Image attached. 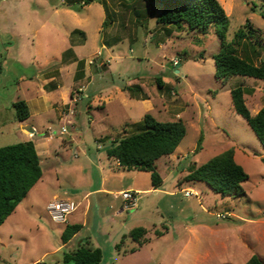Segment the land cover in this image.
I'll use <instances>...</instances> for the list:
<instances>
[{
  "label": "rangeland",
  "instance_id": "obj_1",
  "mask_svg": "<svg viewBox=\"0 0 264 264\" xmlns=\"http://www.w3.org/2000/svg\"><path fill=\"white\" fill-rule=\"evenodd\" d=\"M219 1L230 18L228 41L247 21L253 25L257 41L240 40L237 53L259 63L264 0ZM163 5L0 0V146L23 141L24 123L35 134L48 135L50 128L53 137L49 155L42 157V178L0 225V264H73L64 263V255L79 246L100 247L101 264H245L254 254L264 261V146L231 97V89L243 86L254 114L264 106V80L236 75L223 84L215 76L221 49L216 26L203 31L159 24ZM80 59L89 77L76 82ZM157 77L165 83L161 88ZM18 100L31 111L23 121L14 106ZM146 113L181 118L187 126L175 152L157 160L163 178L158 189L151 172L127 169L106 153L114 138L136 132ZM63 126L67 132L61 134ZM229 148L249 174L245 194L224 196L204 181L186 180ZM97 156L109 168L112 191L91 194L89 224L64 243L66 223L55 222L47 205L78 202L93 184L98 187ZM129 187L135 198L125 201L118 190ZM84 214L82 206L71 217L82 220ZM99 222L108 235L100 233ZM137 226L148 230L142 244L128 236Z\"/></svg>",
  "mask_w": 264,
  "mask_h": 264
},
{
  "label": "trees",
  "instance_id": "obj_2",
  "mask_svg": "<svg viewBox=\"0 0 264 264\" xmlns=\"http://www.w3.org/2000/svg\"><path fill=\"white\" fill-rule=\"evenodd\" d=\"M154 4L159 0H145ZM89 0H86V3ZM164 5L158 16L159 24H175L189 30L206 31L212 24L221 40V49L215 55V76L226 83L236 75H246L264 80V59L254 63L237 53L240 40L257 41L254 27L249 21L239 28L235 40L228 41L227 32L230 18L219 0H163ZM264 17V12H262ZM107 23V21H105ZM85 60H78L76 79L85 76ZM159 87L165 84L161 77L156 78ZM124 89L139 88L123 85ZM233 108L254 130L264 146V106L253 115L245 99V88L237 86L231 89ZM17 118L21 121L29 118L31 111L25 100L14 102ZM187 126L183 119L159 120L151 113L144 114L138 123L137 131L114 138L107 148L109 157L118 160L127 169L149 171L152 183L158 189L163 181L157 170V160L175 152L185 135ZM203 134H200L202 141ZM43 176L42 158L33 140L19 141L0 146V225L16 210L30 190ZM249 178L245 168L237 162L234 148L210 158L186 175V180L204 181L222 195L245 194L243 183ZM80 223H67L62 232V239L67 243L80 229ZM147 228L134 227L128 234L142 244L146 241ZM123 238L115 246L120 249ZM132 250H135L132 249ZM103 251L100 247L79 246L66 252L64 263L101 264ZM245 264H264L258 254H254Z\"/></svg>",
  "mask_w": 264,
  "mask_h": 264
},
{
  "label": "crops",
  "instance_id": "obj_3",
  "mask_svg": "<svg viewBox=\"0 0 264 264\" xmlns=\"http://www.w3.org/2000/svg\"><path fill=\"white\" fill-rule=\"evenodd\" d=\"M74 62H76L77 61V59H76V61L75 60H73ZM73 62V63H74ZM72 62L69 64V66H72V64H73ZM68 66V67H69ZM75 66L77 67V62L75 63ZM89 76L86 74V76L85 77H83V78H81V79H77L76 80V82H81L83 79L85 80L86 78H88ZM75 78V77H74ZM76 79V78H75ZM58 87H59V85H58ZM81 88V87H80ZM83 96H85V94L83 95ZM77 102V101H76ZM69 105V104H68ZM261 108H259V109H257L255 112H254V114L253 115H255V114H257V112L260 110ZM70 110H74L73 108H71ZM70 115H72L71 113H66L65 112V114H63V118L64 119H66V118H70ZM23 127H25L26 128V130L25 129H22L23 131H22V133H23V137H24V140L23 141H25V140H33L34 142H35V144H36V148H37V151H38V153H39V155L41 156V158L42 157H46V156H48L49 155V140L50 139H47L46 138V135H43V134H35L34 132H32L33 131V127H32V124H23ZM69 139V138H68ZM63 140H65V139H62V142H63ZM68 142H70V144H72V141H73V139H69V140H67ZM66 141V142H67ZM62 142H61V146H64L63 144H62ZM106 153H107V151H106ZM89 155L92 157V154L91 153H89ZM107 156H108V154H107ZM91 157H89V161H90V164L92 163L93 164V159L94 160H96L97 159V166L95 165V167L97 168V169H99V175H100V177H101V179H100V184H99V186L98 187H95V185L93 184V186H91V188L89 189V191H87V192H85L84 193V195H83V197H82V200H77L79 203H80V206H79V208L73 213V214H75L82 206H84V216H83V219L82 220H78V219H75V218H72L73 216V214L70 216V218H69V221L67 222V223H80V224H82V228L73 236V237H75L76 235H78L79 233H80V231L86 226V225H88L89 224V220L88 219H86V217H85V215H87V214H89V210H91V207H92V203L91 202H89V197L91 196V194L92 193H100V192H111L112 191V189L111 188H108L107 187V181H108V177H107V173L109 172V168L107 169L106 168V166L105 165H102V161H101V159H100V157H98L97 156V158H94L93 157V159H91ZM109 157V156H108ZM109 158H112V159H115V158H113V157H109ZM111 159V160H112ZM116 160V164H118V165H120V163L118 162V160L117 159H115ZM99 167V168H98ZM42 178V177H41ZM92 179V177L90 176V178H89V181ZM39 182V181H38ZM37 182V183H38ZM36 183V184H37ZM35 184V185H36ZM90 185H92V183L90 182ZM155 189V188H154ZM32 190V189H31ZM30 190V191H31ZM125 190H132V188L131 187H129V188H126V189H120V190H118L119 192H118V195H120L119 193L121 192V191H125ZM140 189H137V191H139ZM73 192H75L76 194L78 193V191H79V188L77 187V186H75V189H73L72 190ZM114 191V190H113ZM80 193V192H79ZM138 193V192H137ZM29 194V193H28ZM124 199V198H123ZM125 200V199H124ZM126 201V200H125ZM18 207V206H17ZM98 207H99V205H98ZM66 223V224H67ZM97 228H100V233L101 234H103V235H108L107 234V232H106V230H104V227H103V225L102 224H100V222H99V224H98V226H97ZM124 234L125 233H123L122 235H121V238L124 236ZM147 234H148V232H147ZM147 234L145 235V238L147 239ZM119 235V234H118ZM72 237V238H73ZM71 238V239H72ZM70 239V240H71ZM69 240V241H70ZM117 244V243H116ZM134 251V250H133Z\"/></svg>",
  "mask_w": 264,
  "mask_h": 264
},
{
  "label": "built area",
  "instance_id": "obj_4",
  "mask_svg": "<svg viewBox=\"0 0 264 264\" xmlns=\"http://www.w3.org/2000/svg\"><path fill=\"white\" fill-rule=\"evenodd\" d=\"M73 100L77 101L78 99L74 97ZM70 111V113L72 114L73 110ZM48 130L50 134L46 135V138L52 139L53 137L50 132L52 129L49 128ZM65 132H67V128L66 126H63L60 133L63 134ZM98 147H101V145H98ZM119 194L122 195L126 201H130L135 198V193L131 190L121 191ZM79 206L80 203L74 200L56 199L48 203L47 209L55 222L67 223L69 221L70 216L79 208Z\"/></svg>",
  "mask_w": 264,
  "mask_h": 264
},
{
  "label": "water",
  "instance_id": "obj_5",
  "mask_svg": "<svg viewBox=\"0 0 264 264\" xmlns=\"http://www.w3.org/2000/svg\"><path fill=\"white\" fill-rule=\"evenodd\" d=\"M177 72H179V69H176Z\"/></svg>",
  "mask_w": 264,
  "mask_h": 264
}]
</instances>
